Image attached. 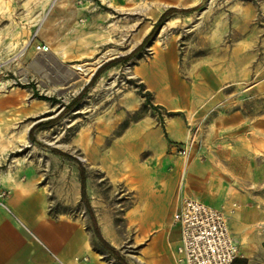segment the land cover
Segmentation results:
<instances>
[{
	"label": "rangeland",
	"instance_id": "rangeland-1",
	"mask_svg": "<svg viewBox=\"0 0 264 264\" xmlns=\"http://www.w3.org/2000/svg\"><path fill=\"white\" fill-rule=\"evenodd\" d=\"M167 1L0 0V175L39 180L52 212H60L62 196L64 213L93 235L81 198L78 207L66 206L72 173L79 177L82 168L98 229L118 253L93 238V251L108 264H144L134 257L155 235L170 244L156 260L173 264L177 234L168 227L182 195L223 213L238 249L234 264H264V0H202L176 9L193 11L170 15L163 33L164 24L54 121L101 66L142 43L160 17L150 14L167 11ZM37 45L48 51L38 53ZM168 48L175 51L177 94L161 97L141 74ZM106 50L118 54L73 91V67ZM59 83L65 90L55 91ZM193 95L198 103L191 108ZM180 101L181 111L170 109ZM148 203L157 212L143 224L134 215Z\"/></svg>",
	"mask_w": 264,
	"mask_h": 264
},
{
	"label": "crops",
	"instance_id": "crops-1",
	"mask_svg": "<svg viewBox=\"0 0 264 264\" xmlns=\"http://www.w3.org/2000/svg\"><path fill=\"white\" fill-rule=\"evenodd\" d=\"M201 1L168 0L166 4L180 3L182 6H167L165 8L189 9L196 7ZM109 3L114 4V0H109ZM112 12L117 13V10L113 8ZM143 74L147 77L146 79ZM141 77L146 87L151 91L158 92L159 96L170 97L173 92L176 96L178 71L173 48H168L159 53L150 71H144ZM146 80L150 82V86L147 85ZM197 103V98L193 95L192 101L189 103L193 104L191 108H194ZM159 104L164 105L162 101ZM185 104V102L183 104L180 101L174 103L170 109L181 111L182 106ZM3 152L0 153L3 154ZM70 180L72 197L71 200L67 201L66 206L73 209L78 207L80 202V183L78 175L74 173H72ZM0 183V189H6L10 192L5 200L8 212L0 209V264H58L57 261L61 264H108L93 251L94 236L78 220L64 213L62 210L64 206L62 196L60 212H52L48 194L45 192L44 187L40 185L39 180L31 178L24 183L15 180L11 184L0 179ZM182 197L191 196L182 195L177 200L175 211ZM156 212L155 205L148 203L144 206L142 212H139L136 216L134 215V217L141 220L143 224H147V221L151 220ZM173 214L170 217L168 229L171 227L176 229V241L171 253L173 264H176L174 261L175 249L179 243L180 232L178 227L172 223ZM147 227V225L142 227L141 236L146 230H149V227ZM100 234L105 240L103 234L101 232ZM165 237L167 236H152L147 245L141 248L139 255L144 264H162L155 257L162 254V245H170L165 241ZM106 242L109 244L108 241Z\"/></svg>",
	"mask_w": 264,
	"mask_h": 264
},
{
	"label": "built area",
	"instance_id": "built-area-1",
	"mask_svg": "<svg viewBox=\"0 0 264 264\" xmlns=\"http://www.w3.org/2000/svg\"><path fill=\"white\" fill-rule=\"evenodd\" d=\"M36 51L43 54L48 48L37 45ZM6 199L7 192L0 189V209L8 212ZM172 223L180 232L175 249L176 264H234L238 259L237 245L218 209L196 198L182 197Z\"/></svg>",
	"mask_w": 264,
	"mask_h": 264
},
{
	"label": "trees",
	"instance_id": "trees-1",
	"mask_svg": "<svg viewBox=\"0 0 264 264\" xmlns=\"http://www.w3.org/2000/svg\"><path fill=\"white\" fill-rule=\"evenodd\" d=\"M193 10H184V11H178L176 9H168L167 11H165L163 14H161V16L158 18V20L156 21V23L154 24L152 30L150 31V33L143 39L142 43L135 48L130 54H128L127 56L121 58V59H117L111 62H108L106 64H104L103 66H101L93 75V77L91 78L90 82L88 83L87 86H85L83 88V90L74 98L72 99L67 105L64 106L62 112L59 114V116L54 120L55 122H58L61 117L63 115H65L66 113H68L69 111L73 110L75 107L78 106V104L82 101V99L84 98V96L86 95V92L88 91L89 88H91L96 80L98 79L99 75L101 74L102 71L106 70L107 68H110L112 66L113 63L115 62H128L129 60H131L140 50H142L149 42L150 40L153 38V36L155 35V33L157 32V30L164 24V22L166 21L167 18L170 17V15L174 14V13H190ZM143 88V86H141V89ZM150 96V94L148 92H145V97L146 99H148V97ZM153 109H158V107H154ZM53 123V122H52ZM35 129V127H32L28 133V138L29 140L32 141V132ZM164 135L166 136V134L164 133ZM62 156H65L64 154H61ZM67 157V156H65ZM79 183H80V196H81V201L84 204V207L87 211V213L89 214L91 223H92V227H93V236L95 238V240L97 241V243L104 247L107 252L111 253L112 255H114L115 257H118V253L114 250V248H112L101 236L96 220L93 216L92 213V209L90 206V203L86 197L85 194V177L83 174V169L81 168L80 170V176H79ZM93 243V242H92ZM93 245V244H92Z\"/></svg>",
	"mask_w": 264,
	"mask_h": 264
},
{
	"label": "bare ground",
	"instance_id": "bare-ground-1",
	"mask_svg": "<svg viewBox=\"0 0 264 264\" xmlns=\"http://www.w3.org/2000/svg\"><path fill=\"white\" fill-rule=\"evenodd\" d=\"M210 1L212 2L213 0H210ZM161 6H162L161 9H163V8H165L167 6H177V5L173 4V3H169V4H164V5H161ZM160 13H161L160 9L152 11V13L150 14L151 20H155L160 15ZM169 25H170L169 21L164 23L162 28H160L161 29L160 33H163L169 27ZM147 31H148V28H143L141 31H139L138 34L134 35V37L131 38V40H130V46H133L138 41H140V39L142 38L141 36L143 34H145ZM60 49H61L60 50L61 56H62V58H64L65 55H66L65 48L63 47V48H60ZM117 54H118V52L116 50H106L102 55L96 57L95 60L92 63H84L82 65H75L73 67L74 71H75V73L73 72L74 73V75H73L74 78L72 80L70 79L69 81H67V82H71L70 87L72 88V90L75 91L76 89L80 88L84 83H86L91 78V76L94 74V72L104 62L114 58ZM72 71H73V69H72ZM63 85H64L63 83H59V84L54 85L53 88L55 89V91L61 92L62 90H65V87L63 88ZM1 86L4 87L5 83L2 84ZM24 132H26V130ZM0 176H1L0 179H2V181H6V182L11 183V184L14 183V181H15L13 175H11L10 173H6V174L0 175ZM134 260L136 262H138V263H143V259L141 258V256L134 257Z\"/></svg>",
	"mask_w": 264,
	"mask_h": 264
}]
</instances>
